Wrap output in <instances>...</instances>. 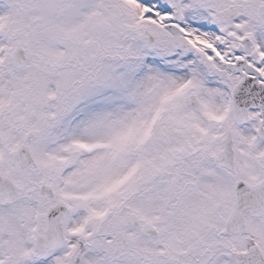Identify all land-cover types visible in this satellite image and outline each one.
Wrapping results in <instances>:
<instances>
[{"label": "snow or ice", "instance_id": "obj_1", "mask_svg": "<svg viewBox=\"0 0 264 264\" xmlns=\"http://www.w3.org/2000/svg\"><path fill=\"white\" fill-rule=\"evenodd\" d=\"M0 264H264V0H0Z\"/></svg>", "mask_w": 264, "mask_h": 264}]
</instances>
